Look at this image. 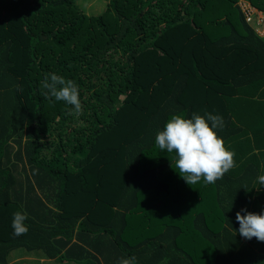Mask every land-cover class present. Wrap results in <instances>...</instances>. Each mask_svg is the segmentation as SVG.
<instances>
[{
	"label": "trees",
	"instance_id": "trees-1",
	"mask_svg": "<svg viewBox=\"0 0 264 264\" xmlns=\"http://www.w3.org/2000/svg\"><path fill=\"white\" fill-rule=\"evenodd\" d=\"M238 1L86 14L76 0H0V264H264L235 219L264 210V35ZM53 73L79 86L80 114L45 98ZM194 112L222 116L236 152L214 184H186L155 144L171 115Z\"/></svg>",
	"mask_w": 264,
	"mask_h": 264
},
{
	"label": "clouds",
	"instance_id": "clouds-1",
	"mask_svg": "<svg viewBox=\"0 0 264 264\" xmlns=\"http://www.w3.org/2000/svg\"><path fill=\"white\" fill-rule=\"evenodd\" d=\"M238 4L244 15V7L250 10L251 18L247 19L245 15V19L247 22H252L251 20L256 16L250 8L255 7L245 0H239ZM263 18L262 15L257 19L258 25L262 24L260 21ZM41 88L46 90L43 93L45 98L63 101L73 106L76 114L81 113L79 86L74 81L66 80L54 73L47 74L41 81ZM223 127L224 119L220 115L207 112L200 115L194 112L190 118H186L182 113L173 114L164 124L163 130L156 133L155 144L161 151L174 153L175 167L186 184L195 185L201 180L205 184H214L235 167V150H229L224 139L218 134V130H222ZM258 180L261 185H264V175L259 176ZM27 219V214L24 212L13 213L11 227L14 235L27 234L29 231V226L25 224ZM235 219L239 224L238 232L241 237L246 240L255 238L257 241L264 242V210L256 213L242 208L236 212ZM118 264H137V260L134 255L122 257Z\"/></svg>",
	"mask_w": 264,
	"mask_h": 264
},
{
	"label": "rangeland",
	"instance_id": "rangeland-1",
	"mask_svg": "<svg viewBox=\"0 0 264 264\" xmlns=\"http://www.w3.org/2000/svg\"><path fill=\"white\" fill-rule=\"evenodd\" d=\"M106 2L107 0H76V5L80 10L84 11L86 14H98L104 9ZM250 9L254 11V14L256 16L253 20H251L256 21V32L259 34H264V18L262 21H260L262 23L260 24L261 26L257 24V19L261 18L262 15L264 17V13H261L252 7Z\"/></svg>",
	"mask_w": 264,
	"mask_h": 264
},
{
	"label": "built area",
	"instance_id": "built-area-1",
	"mask_svg": "<svg viewBox=\"0 0 264 264\" xmlns=\"http://www.w3.org/2000/svg\"><path fill=\"white\" fill-rule=\"evenodd\" d=\"M244 12H245V15L247 17V19H250L251 18V12L248 8L244 7L243 8Z\"/></svg>",
	"mask_w": 264,
	"mask_h": 264
}]
</instances>
